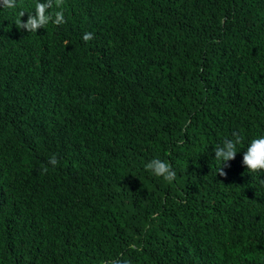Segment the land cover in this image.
Wrapping results in <instances>:
<instances>
[{
    "label": "trees",
    "instance_id": "1",
    "mask_svg": "<svg viewBox=\"0 0 264 264\" xmlns=\"http://www.w3.org/2000/svg\"><path fill=\"white\" fill-rule=\"evenodd\" d=\"M35 3L0 7V264H264V0Z\"/></svg>",
    "mask_w": 264,
    "mask_h": 264
},
{
    "label": "clouds",
    "instance_id": "2",
    "mask_svg": "<svg viewBox=\"0 0 264 264\" xmlns=\"http://www.w3.org/2000/svg\"><path fill=\"white\" fill-rule=\"evenodd\" d=\"M64 0H46L41 3L40 0H36L35 12L28 13V19L25 23L23 17L24 11L18 13V17L15 21V25L21 31L27 30L28 32H36L38 29L43 28L50 21L56 25L65 23L64 14L62 10ZM17 6V0H0V7L15 8ZM59 8V11L49 12L48 9ZM54 17V19H53ZM93 38L92 33H85L83 39L89 41ZM241 143V137L238 133H233V138H225L222 144H218L215 147V159L222 162V167L219 168L218 174L221 176H227L224 171L226 166H229V162L235 160L237 156V145ZM58 161L55 155L49 159V164L52 166L57 165ZM243 165L246 166L249 172H264V136H260L251 140L250 144L243 153ZM146 170L150 171L157 177H162L166 181H173L176 173L172 170L169 163L162 161L159 158H153L145 165ZM48 167L44 166L42 174L47 173ZM124 264H128L127 261Z\"/></svg>",
    "mask_w": 264,
    "mask_h": 264
}]
</instances>
